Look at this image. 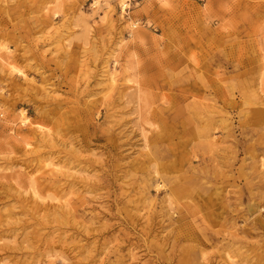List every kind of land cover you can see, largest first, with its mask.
<instances>
[{"label": "rangeland", "instance_id": "1", "mask_svg": "<svg viewBox=\"0 0 264 264\" xmlns=\"http://www.w3.org/2000/svg\"><path fill=\"white\" fill-rule=\"evenodd\" d=\"M8 51L0 264H264V0H0Z\"/></svg>", "mask_w": 264, "mask_h": 264}, {"label": "bare ground", "instance_id": "2", "mask_svg": "<svg viewBox=\"0 0 264 264\" xmlns=\"http://www.w3.org/2000/svg\"><path fill=\"white\" fill-rule=\"evenodd\" d=\"M123 8H127L125 3H123ZM54 16H56V14H54ZM16 62H17V55L15 54L14 51H8L7 53H5L3 55L0 54V66L4 67L9 72L17 71V73L20 76H22L23 79L28 80V74L25 73L24 71L18 70V68L16 66ZM195 62H197V61L195 60ZM196 66H198V63H196ZM111 80L112 81L115 80V75L112 76ZM146 100H147L146 96L144 94H141L140 95V101L142 103H146ZM20 113L21 114H20L19 118L21 119V124L24 125V126L28 125L30 123V119L26 115V111H20ZM13 140H14L13 142L18 145L19 140L16 137H14ZM25 147L30 148V147H32V145L30 143H26ZM262 166L264 168V162L262 163ZM53 167H55V165H53ZM28 175H30V173L27 172L26 170H24L22 172V176L23 177L24 176H28ZM31 182H32V189L34 190L33 191L34 195L37 196L38 195V191L36 192V189H37V178L36 179L33 178V180H31Z\"/></svg>", "mask_w": 264, "mask_h": 264}]
</instances>
